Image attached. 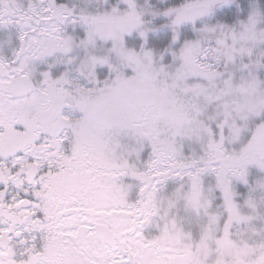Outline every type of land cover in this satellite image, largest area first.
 <instances>
[{
    "label": "snow or ice",
    "instance_id": "1",
    "mask_svg": "<svg viewBox=\"0 0 264 264\" xmlns=\"http://www.w3.org/2000/svg\"><path fill=\"white\" fill-rule=\"evenodd\" d=\"M0 264H264V0H0Z\"/></svg>",
    "mask_w": 264,
    "mask_h": 264
}]
</instances>
